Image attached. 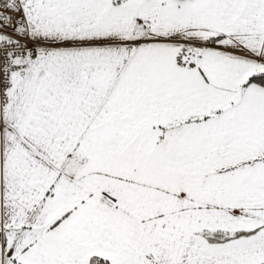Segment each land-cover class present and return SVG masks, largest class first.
Instances as JSON below:
<instances>
[{
	"label": "snow or ice",
	"instance_id": "6c2138e0",
	"mask_svg": "<svg viewBox=\"0 0 264 264\" xmlns=\"http://www.w3.org/2000/svg\"><path fill=\"white\" fill-rule=\"evenodd\" d=\"M0 264H264V0H0Z\"/></svg>",
	"mask_w": 264,
	"mask_h": 264
}]
</instances>
